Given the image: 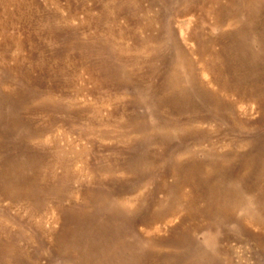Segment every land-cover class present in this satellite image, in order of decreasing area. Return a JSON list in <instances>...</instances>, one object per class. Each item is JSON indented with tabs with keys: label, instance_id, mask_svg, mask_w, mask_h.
Returning a JSON list of instances; mask_svg holds the SVG:
<instances>
[{
	"label": "rangeland",
	"instance_id": "rangeland-1",
	"mask_svg": "<svg viewBox=\"0 0 264 264\" xmlns=\"http://www.w3.org/2000/svg\"><path fill=\"white\" fill-rule=\"evenodd\" d=\"M0 264H264V0H0Z\"/></svg>",
	"mask_w": 264,
	"mask_h": 264
}]
</instances>
